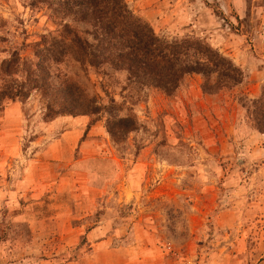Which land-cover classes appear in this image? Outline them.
Instances as JSON below:
<instances>
[{
    "label": "rangeland",
    "instance_id": "obj_1",
    "mask_svg": "<svg viewBox=\"0 0 264 264\" xmlns=\"http://www.w3.org/2000/svg\"><path fill=\"white\" fill-rule=\"evenodd\" d=\"M125 1L241 82L208 94L193 73L168 95L55 62L33 43L60 19L0 0V264H264V134L246 112L264 90V0Z\"/></svg>",
    "mask_w": 264,
    "mask_h": 264
},
{
    "label": "trees",
    "instance_id": "obj_2",
    "mask_svg": "<svg viewBox=\"0 0 264 264\" xmlns=\"http://www.w3.org/2000/svg\"><path fill=\"white\" fill-rule=\"evenodd\" d=\"M39 3L60 19L56 24L61 30L49 39L42 35L33 49L36 53L40 45L51 49L55 62L69 56L81 65L122 70L129 79L168 95L185 75L193 73L202 77L201 90L208 94L241 82V69L217 49L193 37L156 35L125 0H29L30 6ZM93 109L96 111V106L90 107ZM246 112L253 127L264 134V90L250 100ZM125 120L120 118L123 126Z\"/></svg>",
    "mask_w": 264,
    "mask_h": 264
},
{
    "label": "crops",
    "instance_id": "obj_3",
    "mask_svg": "<svg viewBox=\"0 0 264 264\" xmlns=\"http://www.w3.org/2000/svg\"><path fill=\"white\" fill-rule=\"evenodd\" d=\"M105 241H107V238H99L97 241H95V244L96 245H99L100 243H103V242H105ZM132 246L131 245H128L127 246V249H129V248H131ZM151 251V250H150ZM148 254H149V252H148ZM153 254V252L151 253V254H149V255H152ZM147 257H149V256H147ZM157 261V260H156ZM146 264V263H145Z\"/></svg>",
    "mask_w": 264,
    "mask_h": 264
}]
</instances>
